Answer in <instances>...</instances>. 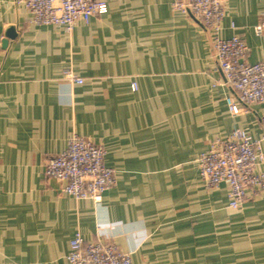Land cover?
I'll use <instances>...</instances> for the list:
<instances>
[{
  "label": "crops",
  "instance_id": "crops-1",
  "mask_svg": "<svg viewBox=\"0 0 264 264\" xmlns=\"http://www.w3.org/2000/svg\"><path fill=\"white\" fill-rule=\"evenodd\" d=\"M104 1L68 32L0 0V264H70L75 231L110 237L132 264H264V193L232 210L227 185L207 188L196 160L235 128L264 153V103L239 101L208 29L174 0ZM223 4L219 34L244 40L246 62L264 60L253 29L264 0ZM73 132L104 147L115 171L99 202L44 174Z\"/></svg>",
  "mask_w": 264,
  "mask_h": 264
},
{
  "label": "built area",
  "instance_id": "built-area-1",
  "mask_svg": "<svg viewBox=\"0 0 264 264\" xmlns=\"http://www.w3.org/2000/svg\"><path fill=\"white\" fill-rule=\"evenodd\" d=\"M31 13L36 24L57 25L71 31L78 21L88 23L94 15L107 11L104 0H13ZM172 9L190 13L202 21L211 37L213 54L225 82L237 92L243 104L264 103V60L248 63V47L239 35L222 37L219 32L224 16L223 0H174ZM257 35L264 34V9L253 27ZM73 82L83 79L67 73ZM132 89H136L133 82ZM229 112L240 110L232 97H226ZM264 138V114L260 118ZM105 149L75 132L68 138L65 149L50 157L44 167L47 177L64 183L62 190L75 199L88 198L95 202L115 182V171L105 165ZM199 175L207 188L225 183L228 207L240 209L249 193H264V153L260 139H254L243 129L235 128L227 136L214 139L207 150L197 157ZM66 259L70 264H132L130 252L120 250L109 237L85 240L75 231L69 240Z\"/></svg>",
  "mask_w": 264,
  "mask_h": 264
},
{
  "label": "water",
  "instance_id": "water-1",
  "mask_svg": "<svg viewBox=\"0 0 264 264\" xmlns=\"http://www.w3.org/2000/svg\"><path fill=\"white\" fill-rule=\"evenodd\" d=\"M14 36H15V32H14L13 27H11V28L8 29V32L6 33V37L12 38Z\"/></svg>",
  "mask_w": 264,
  "mask_h": 264
}]
</instances>
